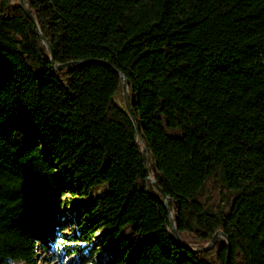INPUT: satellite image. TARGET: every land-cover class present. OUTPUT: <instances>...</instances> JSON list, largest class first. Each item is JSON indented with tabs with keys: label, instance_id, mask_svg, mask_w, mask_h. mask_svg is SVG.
I'll return each instance as SVG.
<instances>
[{
	"label": "trees",
	"instance_id": "obj_1",
	"mask_svg": "<svg viewBox=\"0 0 264 264\" xmlns=\"http://www.w3.org/2000/svg\"><path fill=\"white\" fill-rule=\"evenodd\" d=\"M25 1L74 65L0 0V264H264V0Z\"/></svg>",
	"mask_w": 264,
	"mask_h": 264
},
{
	"label": "water",
	"instance_id": "obj_2",
	"mask_svg": "<svg viewBox=\"0 0 264 264\" xmlns=\"http://www.w3.org/2000/svg\"><path fill=\"white\" fill-rule=\"evenodd\" d=\"M17 4L18 6L24 11L26 17L28 18V20L33 23L34 28L36 30L37 36L42 40L43 44L46 46L48 52H49V57H50V61L52 63L53 69L55 70H63L66 69L68 67H71L74 65V63H68L62 66H55L53 64L54 61V56H53V50L50 46V44L44 39V37L41 35L40 30L37 26V23L35 21V19L33 18V16L30 13V6L29 4L25 1V0H17ZM91 63H95L94 61H82L79 64H91ZM122 78V89H121V96H122V100H123V106H124V110L127 114V116L129 117V119L131 120L133 126H134V130H135V137L136 140H138L140 138V133L138 130V127L134 121L133 115H132V111L130 108V99H129V94H128V86L126 84V80L123 76H121ZM140 149H141V157L145 166V171L147 172L148 176H147V180L150 183V185L152 186V188L154 189L155 192H158L162 197H163V202H164V206L166 208V211L168 212L170 218H169V230L171 233V236L173 238V240L179 244V246H181L183 249L185 250H190L192 252H204L207 251L208 249H210L212 247V245L215 244L216 240H217V236L218 234H215L213 239L206 245L204 246L203 249L198 250V249H190L189 247H187V245L183 242L180 241L179 238V234H178V230L176 228L175 225V220L172 218L171 214H170V210H169V206L167 203V198L164 195V193L162 192V190L158 187L154 176L151 177L150 173H149V167H151L150 164H148L150 162L149 158L145 155V148L142 146V144L139 145Z\"/></svg>",
	"mask_w": 264,
	"mask_h": 264
},
{
	"label": "rangeland",
	"instance_id": "obj_3",
	"mask_svg": "<svg viewBox=\"0 0 264 264\" xmlns=\"http://www.w3.org/2000/svg\"><path fill=\"white\" fill-rule=\"evenodd\" d=\"M121 97H118L116 99V103L120 108H123V103H122L123 101H122ZM151 177H152V175H151ZM68 200L69 199H67V201ZM75 206L77 208V205H75ZM74 211H75V208H74V206H72V207H69V208L61 211L62 213L60 212V214H62V215L74 214ZM64 233L66 235L70 236L71 234H76V231H73V228H71V229L67 228ZM96 236H98V235H96ZM69 246L70 247L76 246L77 248H81V246H79L78 243H76V244L69 243ZM105 254H106V252L104 250L100 249L96 255V258H102ZM45 257H47L48 259L44 260ZM72 258H75V257H70V258L64 259V258H60V255H57L56 259H52V257L49 254L45 253V255H43L41 250H38L36 262H37V264H72V261H71Z\"/></svg>",
	"mask_w": 264,
	"mask_h": 264
},
{
	"label": "bare ground",
	"instance_id": "obj_4",
	"mask_svg": "<svg viewBox=\"0 0 264 264\" xmlns=\"http://www.w3.org/2000/svg\"><path fill=\"white\" fill-rule=\"evenodd\" d=\"M38 250H41V248H40V244H37V251Z\"/></svg>",
	"mask_w": 264,
	"mask_h": 264
}]
</instances>
